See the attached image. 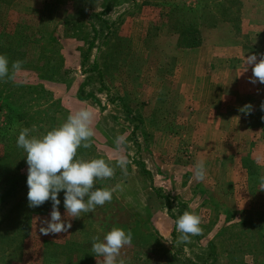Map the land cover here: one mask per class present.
I'll list each match as a JSON object with an SVG mask.
<instances>
[{
	"label": "rangeland",
	"instance_id": "1",
	"mask_svg": "<svg viewBox=\"0 0 264 264\" xmlns=\"http://www.w3.org/2000/svg\"><path fill=\"white\" fill-rule=\"evenodd\" d=\"M92 15L115 22L110 32ZM251 16L254 27L240 24ZM187 24L218 27L228 43L242 41L244 54L248 46L249 54L264 52V0H0V55L11 77L0 81V188L16 180L14 198L0 197V264H51L47 254L53 264H101L92 238L113 227L132 233L118 258L125 264H264L260 152L245 156L244 131L235 140L225 125L203 123L202 111L180 110L177 50L196 48L179 43ZM16 60L22 70L12 72ZM82 107L95 112V136L76 159H104L115 169L94 185L114 189L112 200L71 218L61 191L58 209L72 227L42 235L52 204L28 206L26 153L16 141L36 124L28 117L38 120L30 135L39 137ZM121 135L123 151L115 143ZM200 161L206 176L198 182ZM185 211L200 217L202 233L180 242L176 221Z\"/></svg>",
	"mask_w": 264,
	"mask_h": 264
},
{
	"label": "clouds",
	"instance_id": "2",
	"mask_svg": "<svg viewBox=\"0 0 264 264\" xmlns=\"http://www.w3.org/2000/svg\"><path fill=\"white\" fill-rule=\"evenodd\" d=\"M22 61L16 60L11 64L12 72L22 70ZM251 66L252 77L250 82L264 84V54L244 57L245 66ZM10 77L9 60L5 55H0V81ZM264 110V104L261 105ZM252 105L246 104L241 112L250 113ZM95 112L91 107H82L70 114L60 126L53 128L39 137L30 135L36 131V126L31 129L23 128L17 138V147L26 153L28 206L36 208L46 201H51L52 208L50 219L41 221L39 232L42 235L67 233L72 227L70 222L62 220L58 209L60 200L58 194L63 191V206L66 215L79 218L81 213H90L96 206H103L112 200L114 189L95 188L96 180L112 178L115 169L104 159L82 160L76 159L77 150L81 146L85 149L91 147L94 130ZM116 148L123 151L126 143L125 136L116 138ZM128 160L121 156L117 166L126 174ZM206 171L203 161L195 165L194 178L203 181ZM261 190L264 191V177H261ZM201 219L198 215L185 211L176 221V230L180 233V242H189L190 238L202 233ZM92 251L96 256L102 257L101 264H125L123 259H118L121 250L132 246V233H127L118 227H113L107 234L100 237L94 236Z\"/></svg>",
	"mask_w": 264,
	"mask_h": 264
},
{
	"label": "crops",
	"instance_id": "3",
	"mask_svg": "<svg viewBox=\"0 0 264 264\" xmlns=\"http://www.w3.org/2000/svg\"><path fill=\"white\" fill-rule=\"evenodd\" d=\"M253 20L252 16L250 19L247 17L239 19L242 26L252 24L254 27ZM261 26L264 28V24ZM216 28L218 27L213 28V33L208 32L206 28L199 30L201 42L198 47L177 50L179 66L174 70V74L176 83L181 85L185 94L184 104L180 110L187 116L188 111L192 109L202 111L203 123L225 125L226 134L227 132H233V135L234 132L241 134L244 131L245 142L249 145L244 154L253 159L260 152L258 164L261 166L264 161V110L261 109V105L264 104V84L250 82L251 66L246 65L247 71H243L244 57L253 55L248 53L251 47H246L248 51L242 53L240 39L228 43L221 32L215 30ZM178 40V36L174 38L176 44ZM224 49L232 50L225 59L221 53ZM255 55L258 62L260 55ZM233 60L239 65L231 66ZM186 93L190 96L186 101L190 103L185 106ZM238 104L240 105L236 108ZM246 104L252 105L251 112L247 114L240 111ZM234 138L237 140L236 135Z\"/></svg>",
	"mask_w": 264,
	"mask_h": 264
},
{
	"label": "trees",
	"instance_id": "4",
	"mask_svg": "<svg viewBox=\"0 0 264 264\" xmlns=\"http://www.w3.org/2000/svg\"><path fill=\"white\" fill-rule=\"evenodd\" d=\"M92 18H97V20H99V22H100L99 28L100 29L105 28L108 33L110 32L111 27L115 24V22L109 23L107 20L102 19L99 15H92ZM185 29H184V32L180 34L179 43L184 48L198 47L200 45V42H201L200 31L190 24H187ZM87 55H88V53H85L84 57L87 58ZM41 78L45 79L46 76L41 75ZM10 114H12V113H10ZM28 118L31 121V123L36 122L35 126L38 125V123H37L38 120H36V118H34V116H30ZM15 184H16V180L13 178V181L11 182V184L9 186L4 187V188H2V187L0 188V197L2 198V200H6L9 197L14 198V196L16 195ZM47 260H49V262L51 264H53L52 257L50 254H47Z\"/></svg>",
	"mask_w": 264,
	"mask_h": 264
}]
</instances>
